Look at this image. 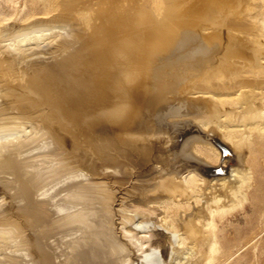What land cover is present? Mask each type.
Instances as JSON below:
<instances>
[{"label": "bare ground", "instance_id": "6f19581e", "mask_svg": "<svg viewBox=\"0 0 264 264\" xmlns=\"http://www.w3.org/2000/svg\"><path fill=\"white\" fill-rule=\"evenodd\" d=\"M0 194V264H264V0H0Z\"/></svg>", "mask_w": 264, "mask_h": 264}, {"label": "rangeland", "instance_id": "374dc122", "mask_svg": "<svg viewBox=\"0 0 264 264\" xmlns=\"http://www.w3.org/2000/svg\"><path fill=\"white\" fill-rule=\"evenodd\" d=\"M167 131V134L169 133V135H165V136H167V138H168V140H169V142H171L170 143V145L172 144V140H175L176 138V134H175V130H173L172 129V131L171 130H166ZM173 131H174V133H173ZM170 132H172V133H170ZM175 139H174V138ZM68 142H65V143H63V146L67 149V150H69V144H67ZM67 145V146H66ZM215 145V144H214ZM181 147V144L179 145V148ZM178 148V149H179ZM172 155H170V159L172 158V160L173 159H175V151H172V153H171ZM174 155V156H173ZM228 157H231V153L229 154V156ZM176 159H178V157L176 158ZM224 172L222 173L221 172V174L220 175H218V176H226L227 174H224ZM2 194H0V196H1ZM5 206V205H4ZM4 206H0V208H4ZM244 214L242 213V212H240L238 209H233V210H231L230 211V214L228 215L229 217L228 218H230L231 219V222H232V224L233 225H235V227H237L238 228V230L240 229V231H242V230H244L245 228H247V226H249V225H247V223H244V216H243ZM247 215H250V212H247ZM240 216H242V217H240ZM240 217V218H239ZM234 218V219H233ZM242 218V219H241ZM240 219V220H239ZM241 222V223H240ZM238 223V224H237ZM245 224V225H244ZM243 226V227H242ZM239 252V251H238ZM236 253V255H234V257L232 258V260L229 262V263H227V264H242V262H243V264H256L255 262H253V257H254V254L255 253H259L258 251H256V252H253L252 250H250V249H248V248H243V249H241L240 250V252L239 253ZM167 254L168 253H166V255H163L162 256V254L160 253V263L159 264H168L169 262H171L170 264H173L174 263V259H172L173 257H171V256H168L167 257ZM169 255V254H168ZM164 256H166V257H164ZM170 257V258H169ZM168 258V259H167ZM164 259H165V261H164ZM171 259H172V261H171ZM162 260V261H161ZM166 261H168V263L166 262ZM173 262V263H172ZM142 264H146V263H142Z\"/></svg>", "mask_w": 264, "mask_h": 264}]
</instances>
